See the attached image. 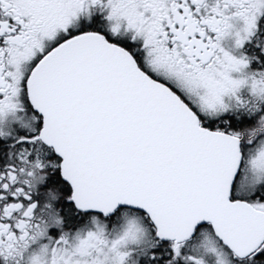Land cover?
<instances>
[{
	"label": "snow or ice",
	"instance_id": "obj_1",
	"mask_svg": "<svg viewBox=\"0 0 264 264\" xmlns=\"http://www.w3.org/2000/svg\"><path fill=\"white\" fill-rule=\"evenodd\" d=\"M0 264H264V0H0Z\"/></svg>",
	"mask_w": 264,
	"mask_h": 264
}]
</instances>
